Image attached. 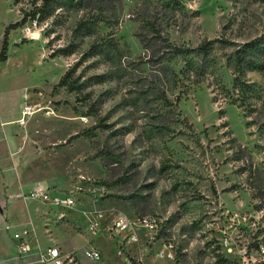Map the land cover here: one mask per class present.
Returning <instances> with one entry per match:
<instances>
[{
	"label": "rangeland",
	"instance_id": "rangeland-1",
	"mask_svg": "<svg viewBox=\"0 0 264 264\" xmlns=\"http://www.w3.org/2000/svg\"><path fill=\"white\" fill-rule=\"evenodd\" d=\"M178 2L70 0L10 30L0 61V226L15 227H0V264L23 262L13 232L26 227L33 250L62 238L85 264H264V69L245 71L253 91L242 93L226 57L264 39V0ZM40 3L0 0V49L5 28ZM153 14L175 43L227 39L214 75L183 91L152 64L142 37ZM69 69L74 90L57 86ZM25 105L35 111L22 125ZM40 185L75 204L29 195ZM118 218L128 228L116 229Z\"/></svg>",
	"mask_w": 264,
	"mask_h": 264
},
{
	"label": "trees",
	"instance_id": "trees-1",
	"mask_svg": "<svg viewBox=\"0 0 264 264\" xmlns=\"http://www.w3.org/2000/svg\"><path fill=\"white\" fill-rule=\"evenodd\" d=\"M70 0H41L39 5H35L31 10L23 11L22 18L14 23L9 24L4 31L2 44L0 49V61L8 58L9 51V33L12 28L24 25L29 18L39 19L51 15L57 8L62 7ZM77 1H97V0H77ZM171 3H179V0H169ZM145 26L148 33L143 34L144 46L151 52L149 61L158 65L160 71L164 73L172 72L177 75V79L181 85L185 87L183 91L191 88L195 84L203 82L207 76L214 75L217 67V50H224L229 47V41L225 38H204L196 46H188L178 44L171 40L170 36L161 28L157 14H153L150 18H146ZM81 27L84 22H81ZM111 45L113 43L111 42ZM116 47V46H114ZM227 53V52H226ZM57 53L53 51L51 57H55ZM228 64L234 72L233 86L242 93H250L253 91L251 84L244 80L245 71L247 69H264V39H256L245 43L243 47L235 48L226 54ZM181 59L184 65L179 71L170 65V62ZM71 69L67 70L60 78L57 86H65L67 89L74 90L77 85L71 77ZM223 87L229 93V89ZM215 88V87H214ZM163 99H168L164 93L160 95ZM179 99V98H178ZM79 134L74 135V137ZM223 264H231L227 258H220Z\"/></svg>",
	"mask_w": 264,
	"mask_h": 264
},
{
	"label": "built area",
	"instance_id": "built-area-1",
	"mask_svg": "<svg viewBox=\"0 0 264 264\" xmlns=\"http://www.w3.org/2000/svg\"><path fill=\"white\" fill-rule=\"evenodd\" d=\"M34 111L35 109L31 105H25L22 109V115L17 119V122L24 125L27 122L28 116L31 115ZM50 112L51 111H48V113ZM49 190V187L43 189L34 188V190H32L29 195L41 199L43 202H49L63 208H70L75 204V198L71 194H50ZM64 216L65 212L60 211L56 218L57 220H59ZM103 216L104 215L101 211L96 212L91 226L94 230L95 228H99ZM148 225L153 228L152 224ZM0 227L6 230H11L15 227V224L9 221H5V223ZM114 227H116V229L123 230L128 228V223H126L123 218H118L114 222ZM32 237L33 233L28 227L13 232V239L17 243L19 254L22 257H25L31 253L32 248L29 243ZM134 239H136L135 236H130L129 241H133ZM34 254L36 255L35 260L40 262V264H84L77 254L73 252H65L57 244H51L45 249L38 248L34 252ZM85 255L96 260L101 258V252L94 247H87L85 249Z\"/></svg>",
	"mask_w": 264,
	"mask_h": 264
},
{
	"label": "crops",
	"instance_id": "crops-1",
	"mask_svg": "<svg viewBox=\"0 0 264 264\" xmlns=\"http://www.w3.org/2000/svg\"><path fill=\"white\" fill-rule=\"evenodd\" d=\"M46 187H50V186L40 185V186H37L36 188H42L43 189V188H46ZM54 240L57 242L56 244L58 246H60L63 251H65V252H73V253L77 254L78 257L80 258V260L82 261V257L80 256V253H76V251H75L76 249L75 248L67 249V246L64 244V240L62 238H56V239L54 238ZM33 249L31 250V253L29 255L23 257V259H22L23 262H19V263H15V264H40V262H38V261L35 260L36 259V255L34 254V252L36 251V249L35 250H33ZM32 255L35 258L34 259H31V260H28V257H31Z\"/></svg>",
	"mask_w": 264,
	"mask_h": 264
},
{
	"label": "bare ground",
	"instance_id": "bare-ground-1",
	"mask_svg": "<svg viewBox=\"0 0 264 264\" xmlns=\"http://www.w3.org/2000/svg\"><path fill=\"white\" fill-rule=\"evenodd\" d=\"M14 121H16V120H13V121H11V122H8V123H12V122H14Z\"/></svg>",
	"mask_w": 264,
	"mask_h": 264
}]
</instances>
